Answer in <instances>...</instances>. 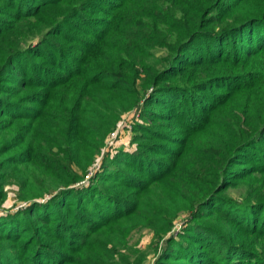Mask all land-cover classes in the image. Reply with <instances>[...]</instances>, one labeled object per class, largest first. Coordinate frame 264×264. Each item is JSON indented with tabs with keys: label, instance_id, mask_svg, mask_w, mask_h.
Wrapping results in <instances>:
<instances>
[{
	"label": "trees",
	"instance_id": "16d2710c",
	"mask_svg": "<svg viewBox=\"0 0 264 264\" xmlns=\"http://www.w3.org/2000/svg\"><path fill=\"white\" fill-rule=\"evenodd\" d=\"M132 109L152 126L92 172ZM9 188L0 264H264V0H0Z\"/></svg>",
	"mask_w": 264,
	"mask_h": 264
},
{
	"label": "rangeland",
	"instance_id": "374dc122",
	"mask_svg": "<svg viewBox=\"0 0 264 264\" xmlns=\"http://www.w3.org/2000/svg\"><path fill=\"white\" fill-rule=\"evenodd\" d=\"M116 2H118V0H116ZM96 4L97 5L93 8L92 11V18L95 21H93L92 25H89L92 34H95L93 31L97 32L99 30H102L101 28H104L103 25L104 21L113 20L112 16H115L116 14V11H114V7L121 6V3L120 4L117 3V5H114L112 8H108L101 1L96 2ZM139 7L144 8L143 5H140ZM74 32L78 33L77 31ZM80 36L82 35L80 34ZM83 38L93 44L99 43V41L95 37H93V35H85ZM101 44L102 43L99 44V47L102 46ZM104 51L105 53H108V49H104ZM162 55L163 53L161 52L157 53V57H161ZM91 56L101 59L102 54L97 49L91 53ZM136 122L140 124L141 123L145 124L147 126H152V124H150L149 121L146 122L141 118H139L138 109L136 110L132 109L131 111L124 112L120 117V121L117 124L118 127L115 129V132L112 134V136L106 138L105 144L101 149V155L96 159V161L93 164L94 166L92 168V172L98 173L100 169L101 172L103 169L100 167L104 165L106 161L114 159V157L117 155V153L120 150L126 152H131V150H135L136 144L133 142L132 125ZM15 192L16 191L14 190V188L8 189V199L3 204V210H0V213L5 212L4 210H14L24 206L23 204L17 202ZM232 194L234 196L238 195L237 192L235 191L232 192ZM184 222H185V215L183 217L182 216L178 217L174 221V228H173L174 230L172 229L174 234H178L181 231ZM151 238L152 235L150 234V232L144 230L139 233L136 232L135 234H133L130 243L135 244L142 249H145L149 247L148 245L151 242ZM147 251L149 254L146 258V264H154L155 254L152 252V250H150V248Z\"/></svg>",
	"mask_w": 264,
	"mask_h": 264
},
{
	"label": "built area",
	"instance_id": "2783aa9c",
	"mask_svg": "<svg viewBox=\"0 0 264 264\" xmlns=\"http://www.w3.org/2000/svg\"><path fill=\"white\" fill-rule=\"evenodd\" d=\"M91 174V173H90Z\"/></svg>",
	"mask_w": 264,
	"mask_h": 264
}]
</instances>
